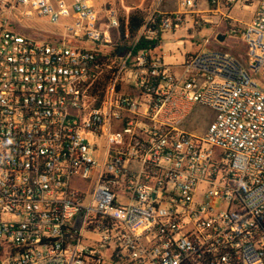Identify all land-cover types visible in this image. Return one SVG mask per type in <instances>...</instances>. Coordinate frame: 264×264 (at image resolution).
Returning <instances> with one entry per match:
<instances>
[{
    "label": "built area",
    "instance_id": "obj_1",
    "mask_svg": "<svg viewBox=\"0 0 264 264\" xmlns=\"http://www.w3.org/2000/svg\"><path fill=\"white\" fill-rule=\"evenodd\" d=\"M164 1L129 39L105 0L5 1L56 32L0 24V264H264V0ZM238 3L244 60L206 39L166 62Z\"/></svg>",
    "mask_w": 264,
    "mask_h": 264
},
{
    "label": "rangeland",
    "instance_id": "obj_2",
    "mask_svg": "<svg viewBox=\"0 0 264 264\" xmlns=\"http://www.w3.org/2000/svg\"><path fill=\"white\" fill-rule=\"evenodd\" d=\"M6 0H0V24L5 29L15 30L27 36L46 39L56 32L50 24L45 20H28L22 17L18 9L10 11L5 6ZM110 7L114 8L119 15L126 16L136 12H142L144 15L153 7L155 0H105ZM163 8L165 10H176L177 5L173 0L164 1ZM253 8L248 4L238 3L231 12L234 21L227 19L211 18L214 23L204 25L195 30L186 31L184 27L179 28L176 33L170 34L164 39L161 51L165 54L166 62L170 63L173 55L178 58L183 57L184 52L196 51L204 45L206 39L212 41L215 45L225 51H228L240 59H245L248 53V45L242 35V30L252 20ZM208 18V17H207ZM193 24V23H189ZM233 24L237 34L231 32ZM194 25V24H193ZM203 25V24H202ZM226 37L224 42L218 41V36ZM88 46H94V43L88 42ZM262 84V82H259ZM215 118V112L206 106L197 105L187 119L185 128L188 132L197 136H203Z\"/></svg>",
    "mask_w": 264,
    "mask_h": 264
},
{
    "label": "trees",
    "instance_id": "obj_3",
    "mask_svg": "<svg viewBox=\"0 0 264 264\" xmlns=\"http://www.w3.org/2000/svg\"><path fill=\"white\" fill-rule=\"evenodd\" d=\"M145 15L142 12L132 13L126 16H122L120 18L121 23V33L123 35V39L132 38L138 30L142 27L144 23ZM142 44L139 46L138 50L143 48ZM120 49L116 50V53L119 52Z\"/></svg>",
    "mask_w": 264,
    "mask_h": 264
},
{
    "label": "crops",
    "instance_id": "obj_4",
    "mask_svg": "<svg viewBox=\"0 0 264 264\" xmlns=\"http://www.w3.org/2000/svg\"><path fill=\"white\" fill-rule=\"evenodd\" d=\"M186 53L187 52H184L183 53V57H180V58H178L177 56L173 55L172 58H171V62L170 63L167 62V63L170 64V65H173V66H175L177 68L178 66L182 65V63H184L185 54Z\"/></svg>",
    "mask_w": 264,
    "mask_h": 264
},
{
    "label": "water",
    "instance_id": "obj_5",
    "mask_svg": "<svg viewBox=\"0 0 264 264\" xmlns=\"http://www.w3.org/2000/svg\"><path fill=\"white\" fill-rule=\"evenodd\" d=\"M225 39H226V37L224 35H219L218 36V41H220V42H224Z\"/></svg>",
    "mask_w": 264,
    "mask_h": 264
}]
</instances>
